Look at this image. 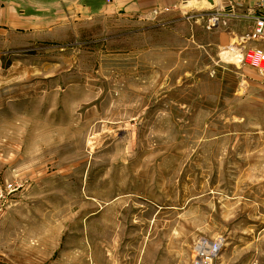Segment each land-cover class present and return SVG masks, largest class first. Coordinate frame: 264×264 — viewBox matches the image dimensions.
<instances>
[{"label":"rangeland","instance_id":"rangeland-1","mask_svg":"<svg viewBox=\"0 0 264 264\" xmlns=\"http://www.w3.org/2000/svg\"><path fill=\"white\" fill-rule=\"evenodd\" d=\"M208 8L0 47V264H264V85Z\"/></svg>","mask_w":264,"mask_h":264},{"label":"crops","instance_id":"crops-1","mask_svg":"<svg viewBox=\"0 0 264 264\" xmlns=\"http://www.w3.org/2000/svg\"><path fill=\"white\" fill-rule=\"evenodd\" d=\"M192 0H0V47L24 46L30 41L42 37L53 28L62 26L70 28L78 21L93 19H108L110 16L120 17L138 22L152 20L158 16L189 5ZM202 2L204 0H196ZM245 5L250 0H233ZM239 13L243 11L238 10ZM230 29L226 42L247 33L253 26L250 18H228ZM225 42V41H224ZM230 42L229 44H231ZM259 72V71H258ZM260 73V72H259ZM246 74L251 84L258 81L264 85V73L258 74L250 70ZM262 85V86H263ZM264 93V92H263ZM251 92L249 98L254 106L264 107V94ZM260 117L264 120L263 111ZM246 122L253 120L250 114L242 117ZM253 123V121H251ZM249 124V122H247ZM254 131L264 133L262 120H255ZM249 132L248 130H246ZM253 131V130H252ZM247 197V196H246ZM255 203V202H254ZM255 205H258L255 203Z\"/></svg>","mask_w":264,"mask_h":264},{"label":"built area","instance_id":"built-area-1","mask_svg":"<svg viewBox=\"0 0 264 264\" xmlns=\"http://www.w3.org/2000/svg\"><path fill=\"white\" fill-rule=\"evenodd\" d=\"M215 3L214 7L208 8L210 17L206 27L209 30L221 23L226 24L230 17H246L253 21L251 30L223 49V56L230 62L250 66L264 73V0H250L248 5L233 0H215ZM239 9L243 12L239 13ZM223 244L222 239L199 237L194 245L193 264H213Z\"/></svg>","mask_w":264,"mask_h":264},{"label":"water","instance_id":"water-1","mask_svg":"<svg viewBox=\"0 0 264 264\" xmlns=\"http://www.w3.org/2000/svg\"><path fill=\"white\" fill-rule=\"evenodd\" d=\"M204 3L210 7H214L216 5L215 0H204Z\"/></svg>","mask_w":264,"mask_h":264}]
</instances>
